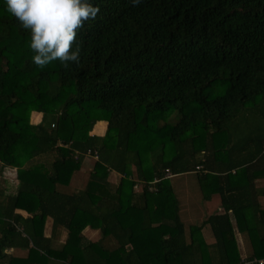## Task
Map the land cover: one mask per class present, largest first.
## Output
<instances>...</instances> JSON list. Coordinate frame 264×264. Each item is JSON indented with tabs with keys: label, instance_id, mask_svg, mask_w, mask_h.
<instances>
[{
	"label": "trees",
	"instance_id": "16d2710c",
	"mask_svg": "<svg viewBox=\"0 0 264 264\" xmlns=\"http://www.w3.org/2000/svg\"><path fill=\"white\" fill-rule=\"evenodd\" d=\"M98 3L78 31L79 63L41 67L0 0V175L18 178L15 193L0 186V264H233L234 225L249 257L264 256V0ZM99 121L106 133L90 134ZM88 156L85 187L60 189ZM167 170L220 195L224 212L204 222L213 245L187 239Z\"/></svg>",
	"mask_w": 264,
	"mask_h": 264
},
{
	"label": "clouds",
	"instance_id": "9594fccd",
	"mask_svg": "<svg viewBox=\"0 0 264 264\" xmlns=\"http://www.w3.org/2000/svg\"><path fill=\"white\" fill-rule=\"evenodd\" d=\"M133 4L139 0H131ZM7 11L30 32L34 64L79 63L78 31L101 11L98 0H5Z\"/></svg>",
	"mask_w": 264,
	"mask_h": 264
},
{
	"label": "crops",
	"instance_id": "0c3cea01",
	"mask_svg": "<svg viewBox=\"0 0 264 264\" xmlns=\"http://www.w3.org/2000/svg\"><path fill=\"white\" fill-rule=\"evenodd\" d=\"M31 120L34 123H39L42 120V113L34 111L31 115ZM102 123V127L97 130V125ZM108 128V123L106 121H99L94 129L90 132V134H96V135H104L107 131ZM96 161V158L94 156H88L83 164L82 170L77 173L74 177V180L72 183H70L68 186L71 184L73 188L70 189V191H74L78 188H80L79 181L80 179H76L78 174H81V179L82 177H86V179L89 178L90 172L93 169L94 163ZM12 168H9L7 170V175L9 174V170ZM14 170V169H13ZM193 172H188V173H182V174H177L173 175L170 177L171 183L173 185L174 192L176 194V197L179 202L180 210V218L185 224V230H186V235L187 239H200L203 238L205 242L208 245H213L214 242L216 241L215 236L213 234L211 225L209 223L204 224L205 220L213 215V214H218V213H223L224 208L221 204V199L219 194H213L211 198L205 199L203 197V193L201 189H197L195 185H192L190 175ZM83 175V176H82ZM185 175L183 178H179L181 176ZM5 176V172H4ZM110 181L116 185L120 179L121 175L117 172H111L109 176ZM186 183V184H184ZM86 182L84 183V185ZM177 184L179 188L177 187ZM182 184V185H181ZM258 186L263 187L264 186V179H259L257 181ZM6 192V191H5ZM260 203L264 208V195L260 196ZM233 218V217H232ZM234 218H233V223H234ZM235 224V223H234ZM202 226L201 229H195V226ZM235 227V235H236V240L238 244V249L240 251L241 257H249V256H254V249L253 245L251 242V238L249 237L248 234L241 232L236 225ZM52 230V220L49 218L46 221L45 225V234L49 236L51 234ZM83 234L93 240L96 241L101 238L102 234L99 228H94L90 225L84 228ZM68 234L64 230L62 237H61V243L66 241ZM257 240V239H256ZM258 242V243H257ZM256 243L259 245V241ZM16 256L19 257H25L28 254V250L26 249H15V252H13Z\"/></svg>",
	"mask_w": 264,
	"mask_h": 264
},
{
	"label": "rangeland",
	"instance_id": "374dc122",
	"mask_svg": "<svg viewBox=\"0 0 264 264\" xmlns=\"http://www.w3.org/2000/svg\"><path fill=\"white\" fill-rule=\"evenodd\" d=\"M177 114L178 113L176 111H173V116H172L173 121H176L178 119ZM8 169L9 168H5L4 171H3V172H5V176H4V174L0 175V186L4 187V189L6 191V194H12V193H15L17 191L18 178L16 177V171L13 170V169H10L9 170V174L7 175V170ZM80 176H81V174H78L77 177H76V179H80L79 185H82V186H80V188L81 187H85L84 183L87 182L88 179H86V177H84V178L82 177V179H81ZM186 176H190V178H191V182L190 183L192 185H195V187L197 189L200 187V183H199L197 175L195 173H192V174L186 175ZM183 177H185V175H183V176H181L179 178H183ZM184 184H186V183H184ZM72 185L73 184H71L70 186H61L60 189H62V190L64 189V190L70 191V189L73 188ZM179 186L177 184L178 188H179ZM199 189H201V187ZM65 231L68 234V230H65ZM12 252H15V249L12 250Z\"/></svg>",
	"mask_w": 264,
	"mask_h": 264
},
{
	"label": "built area",
	"instance_id": "2783aa9c",
	"mask_svg": "<svg viewBox=\"0 0 264 264\" xmlns=\"http://www.w3.org/2000/svg\"><path fill=\"white\" fill-rule=\"evenodd\" d=\"M97 158V155L95 156ZM197 169H200V166H197ZM173 174L167 170V173L165 175V178L172 177ZM137 188V186H136ZM233 264H264V256L262 257H242L239 262L233 263Z\"/></svg>",
	"mask_w": 264,
	"mask_h": 264
}]
</instances>
